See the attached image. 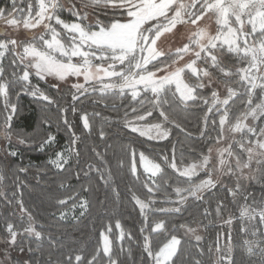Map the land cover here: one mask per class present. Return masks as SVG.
I'll use <instances>...</instances> for the list:
<instances>
[{
    "label": "snow or ice",
    "instance_id": "snow-or-ice-1",
    "mask_svg": "<svg viewBox=\"0 0 264 264\" xmlns=\"http://www.w3.org/2000/svg\"><path fill=\"white\" fill-rule=\"evenodd\" d=\"M0 25L5 26L0 28V138L5 141L0 147V185L8 179L7 173L13 176L11 186L0 187V199L8 206L15 203L21 219L27 217L22 228L7 218L0 224V264H41L34 255L39 248L22 243L21 238L27 235L39 242L45 235L37 230L23 199L15 191L8 198L9 187L19 189L24 183L20 174L31 166V162L25 167L13 165L11 158L22 155L19 145L29 144L47 152L46 163L58 171L65 170L73 156L79 161L83 137L69 119V110L78 115L84 132H91L93 119L105 124L113 119L78 107L86 96L96 97L93 102L105 107L108 99L128 100L130 105V111L116 120L135 139L121 145L115 171L90 162L88 170L80 169L75 177L91 181L89 173L95 172L117 200L115 172H125L133 181L127 186V200L139 213V264H237L232 235L237 220L239 232L252 237L242 240L240 255L250 264H264V192L257 198L244 183L257 180L259 171L264 187V0H27L26 8L10 0V6L0 7ZM168 37L172 39L165 49L162 45ZM233 57L234 65L229 63ZM41 81L57 95L42 88ZM65 87L71 102L62 105L59 93ZM205 91L208 94L202 95ZM21 93L34 98L40 108L31 123H25L29 117L18 102ZM53 106L59 113L55 121L44 114ZM189 107L201 112L197 131L206 151L201 148L195 158L186 160L185 149L198 150L192 131L179 116ZM17 121L33 132L25 133ZM61 125L69 139L57 151L59 138L50 129L55 126L60 131ZM176 130L184 141L172 140ZM99 137L106 138L103 127ZM135 140L149 145L162 141L165 148L141 149ZM91 151L101 164L106 163L96 146ZM71 179L72 174L64 177L59 187L70 188ZM224 179L228 183H222ZM218 186L227 195L216 199L214 211L228 231L217 232L205 250L199 243L202 222L195 217L180 220L179 214L187 211L190 200L203 203L204 195ZM80 188L91 191L90 184L82 183ZM158 193L164 194L162 199H157ZM71 200L76 201L72 208L79 207L85 215L89 201L79 192L56 203L64 206ZM158 203L164 206L157 207ZM230 203L237 206L238 216L228 211ZM210 214L208 208L197 213L204 218ZM59 215L64 218L65 213ZM115 230L116 240L136 239L119 218ZM112 232L109 223L100 230L91 252L86 254L84 247L70 249L55 261L49 252L43 264H126L122 257L131 258V247L122 244L117 252ZM47 238L54 240L51 233ZM184 238L196 242L195 255L184 249ZM13 252L18 254L15 259Z\"/></svg>",
    "mask_w": 264,
    "mask_h": 264
},
{
    "label": "trees",
    "instance_id": "trees-1",
    "mask_svg": "<svg viewBox=\"0 0 264 264\" xmlns=\"http://www.w3.org/2000/svg\"><path fill=\"white\" fill-rule=\"evenodd\" d=\"M18 6L21 8L27 7V0H23V3L20 0H17ZM5 5L10 6V0H0V7ZM65 18L71 19V16L68 13L63 14ZM103 18V17H102ZM10 59V58H9ZM230 64H236V58L233 57L229 60ZM6 71H8V60L4 61ZM37 81L33 79V83ZM42 88L48 89V85L45 82H39ZM19 89L17 88L16 91ZM50 94L56 96L55 89H48ZM68 89L65 87L59 93V102L63 105L65 103L71 102V96L67 95ZM202 95H207V91L202 92ZM13 99H16L15 92L12 93ZM239 99H243L240 97ZM83 104H78V107L86 109L87 112L92 113L94 111L101 112L103 116H111L113 119L111 122L105 124L101 119L96 118L92 120V129L91 132L82 131V125L79 121L78 115L72 116L71 111L68 112V117L76 125V132L78 135H82L83 139L79 142V161L76 157L71 158L70 164L66 166L65 170L58 171L51 165H48L46 162L48 160L47 152H39L35 150V145H19V150L22 153L21 156H17L12 159L13 165H19L25 167L31 162V166L28 167L26 174H20V179L24 183L16 189L14 187H9L8 198L12 197V192H16L17 198H22L25 204V207L32 213V216L35 220V226L37 230L42 231L45 235L41 238L39 242L36 241L34 237L23 236L21 242L25 244H30L34 249L39 248V251L35 252V258L41 261L43 264L44 261L48 259V254L51 252L54 261L60 260L66 257L67 252L70 249H79L84 247L86 249V254L91 252L92 249L97 245L99 240L100 230L109 223L112 224L113 232L110 234V238L113 240L114 249L118 252L123 244V247L127 249L131 247L132 256L129 258L127 255L122 257L126 261V264H139L141 259V250L138 247L139 243V234L137 232V227L139 225V213L138 210H135L132 204L127 200V186L132 184L133 181L125 172H115L114 178L116 185L119 189V199L117 200L116 196L111 191L110 187H107L103 184L102 181L98 180L97 174L95 172H90L89 175L92 177L91 181L80 179L77 180L75 173L80 169L87 171L86 165L88 163H94L101 167L111 168L115 171V165L117 159L122 155L121 145L133 141L134 135L130 134L128 129L121 127L116 118L122 117L125 110L130 111V105L128 100L121 101L116 99H108L106 101L107 107L105 104L93 101L96 100L94 96H86L82 98ZM21 109L29 117V120L25 123L33 122L37 115L40 113V108L37 103L34 101V98L25 95L24 93L20 94L18 100ZM236 103H239V100H236ZM116 106L113 107L112 105ZM45 115L50 116L54 121L59 117V113L56 111L55 106L52 107V111L44 113ZM201 115V112L196 110L193 107H189L187 111H182L179 113V116L184 119V125L189 130L192 131V141L198 145L197 153H194L188 149H185L184 155L186 160L195 158L198 154V151L203 148L206 151L205 142L199 139L198 134V118ZM2 122V120H0ZM25 123H20L17 121V124L20 128L23 129L25 133L33 132L32 128L25 127ZM103 127L106 132V138L101 139L99 137V129ZM52 132L56 133L59 138V145L56 150L58 151L60 147L66 145L69 137L61 125V130L57 131L56 127L53 126L50 129ZM213 135H215L213 133ZM179 139L184 141V135L178 130L173 132L172 140ZM239 139V136H237ZM13 143L15 144V137H13ZM137 145L141 146V149L154 147L156 150H161L165 148L164 142H152L149 145L146 142L141 140H135ZM187 143V142H186ZM5 144V141L0 138V147ZM96 146L97 151L102 153L105 157V164L97 159L95 154L91 151V148ZM179 148L180 146L177 145ZM2 156V153H0ZM257 169V168H255ZM254 169V170H255ZM72 174V179L70 181L71 187L66 189H61L59 187L60 180L64 177ZM83 177V172L80 173ZM8 179L5 181L4 185L0 187H7L12 185V173H7ZM257 180H245L244 183L247 186V192L253 193L257 198L260 197L261 193L264 192V187L259 180L260 172L256 171ZM82 183L90 184L91 191H83L80 188ZM222 183H228L227 179H224ZM171 193V188L167 190ZM73 192H79V194L89 201V207L85 215H81L78 218L64 219L60 217V212L65 211L66 209L72 207V204L75 203V200L69 201L66 205L60 206L56 203L57 199L64 198L66 196H71ZM163 193L157 194V199L163 198ZM173 198L174 197V194ZM227 195L226 191L222 187H217L216 189L208 192L204 195L203 203H194L189 202L190 206L187 211H184L182 214H179L180 220H191L193 217L200 220L202 225L199 229V234L203 236L200 245L207 249L209 243H211L216 236L217 232H227L228 227L223 225L222 221L218 219L215 215V206L216 199L218 197H225ZM230 200V198H229ZM241 203L243 201L241 200ZM251 203V201H249ZM157 207L164 206L157 204ZM204 208H208L211 213L206 218L198 216V212H203ZM117 211V215L113 216V212ZM228 211L239 215L236 205L229 204ZM11 219L19 227H23L27 223V217L21 219L19 215L18 206L13 203L11 206H8L3 199H0V224L4 222L5 219ZM119 218L122 221V224L125 230L131 229L136 237L135 240H125L123 242L116 240V230H115V219ZM154 218H167V217H154ZM227 218V214H225ZM245 223H248L245 221ZM206 226V227H204ZM234 231L232 235L236 242V260L237 264H250L248 257H242L240 255L239 246L243 239H252L251 236H243L239 232L240 221L237 220L232 225ZM51 233L54 237V240L50 241L47 238V234ZM2 235V231H0ZM182 235V234H181ZM195 241H190L188 238H184V249L191 252L195 255ZM13 258L17 257V253H12ZM23 255V254H20ZM29 256L33 254H28ZM207 259V256H205ZM256 257H252L251 260H256ZM75 264V262H74Z\"/></svg>",
    "mask_w": 264,
    "mask_h": 264
},
{
    "label": "rangeland",
    "instance_id": "rangeland-1",
    "mask_svg": "<svg viewBox=\"0 0 264 264\" xmlns=\"http://www.w3.org/2000/svg\"><path fill=\"white\" fill-rule=\"evenodd\" d=\"M4 27H5L4 25H0V28H4ZM180 31L181 32H185L186 29L181 28ZM213 31H214V29H213ZM20 35H23V30L22 29H21ZM171 39H172L171 37H168L166 39L165 43L162 45V47H164L166 49L168 47V41H170ZM173 47H175V45H173ZM49 79H51V78H49ZM73 79H75V78H73ZM81 81H82V78H81ZM237 136H239V135H237ZM252 167H253V169H255V168H257V165L253 164ZM63 212L65 213L64 219L78 218L79 216H81V214H80L81 210L79 209V207H76V208L70 207V208L66 209L65 211H63ZM0 247H3L2 243H0Z\"/></svg>",
    "mask_w": 264,
    "mask_h": 264
}]
</instances>
